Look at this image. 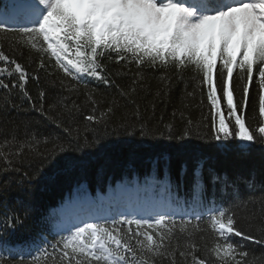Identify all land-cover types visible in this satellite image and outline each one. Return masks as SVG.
<instances>
[{
	"label": "snow or ice",
	"instance_id": "1",
	"mask_svg": "<svg viewBox=\"0 0 264 264\" xmlns=\"http://www.w3.org/2000/svg\"><path fill=\"white\" fill-rule=\"evenodd\" d=\"M0 92V264H264L248 247L264 249V192L242 194L256 173L204 153L175 169L156 156L109 201L78 195L18 236L44 167L71 169L110 137L264 154V0H9Z\"/></svg>",
	"mask_w": 264,
	"mask_h": 264
},
{
	"label": "trees",
	"instance_id": "2",
	"mask_svg": "<svg viewBox=\"0 0 264 264\" xmlns=\"http://www.w3.org/2000/svg\"><path fill=\"white\" fill-rule=\"evenodd\" d=\"M8 2L9 0H0V4ZM20 59L21 62H24L23 58ZM41 77L43 79L44 73H41ZM100 87L103 90V86ZM29 89L35 95V88L31 83ZM0 95H2V92H0ZM252 96L255 98L254 89ZM178 104L179 93L177 91L173 94L167 109L164 110L161 105L157 110V115L164 111L167 120L171 116L173 107ZM198 104L199 96L196 103L189 109L193 120H199L202 115H207L206 101L205 105L197 106ZM13 115L16 114L13 113ZM21 118L23 117L21 116ZM249 123L254 124L255 122L249 120ZM126 139L125 137L113 136L104 140L102 148L87 150L83 157V163L71 169L66 168L63 161L56 166H45L40 179L33 185L30 200L33 211L25 222V228L18 234L19 238H31L38 230L40 218L47 212L59 208L68 199L75 198L78 195L110 196L111 193L119 190L122 183L128 182L133 176L143 177L149 168L150 159L159 155L171 158L175 169L180 161H190L193 153H204L211 157V162L217 168L227 171L229 174L243 173L247 175L253 171L256 173L257 183L255 187L251 190L242 189L243 195L259 196L261 192H264V184H261L259 180L262 171H264V154L257 147H253L248 153H240L234 148L227 152H219L214 145L195 140L185 141L187 147H181L175 141L124 142ZM181 195H184L183 189ZM15 199L16 194L13 193L8 200V204L11 207L20 209V205L15 203ZM250 208L258 211V205H250ZM2 210L3 208L0 206V211ZM248 247L250 250L255 251L257 255L264 251L258 245L250 242Z\"/></svg>",
	"mask_w": 264,
	"mask_h": 264
}]
</instances>
